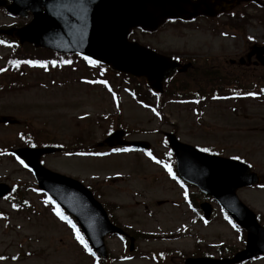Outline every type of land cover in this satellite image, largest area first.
<instances>
[{"label": "rangeland", "instance_id": "1", "mask_svg": "<svg viewBox=\"0 0 264 264\" xmlns=\"http://www.w3.org/2000/svg\"><path fill=\"white\" fill-rule=\"evenodd\" d=\"M245 7L241 30L213 29V22L198 19L166 22L152 33L136 30L133 38L163 53L214 65L208 72L201 65L196 67V78L190 81L195 89L199 81L225 76L229 59H235L250 43L247 36L264 44V12H257L255 6ZM225 19L218 18L219 23ZM24 21L0 12V25ZM6 51L0 45V65ZM21 51L27 57L51 56L31 46ZM25 71L26 89L16 87L11 74L0 78V114L8 113L19 121L0 124V181L16 186L13 195L0 199V257H4L0 264H96L76 238L75 227L57 215V208L37 188L31 171L7 154L9 148L24 146L28 140L24 136L39 145L65 146L64 151L43 156L42 163L89 186L111 219L133 236L129 250V241L109 235L105 244L110 258L104 264H183L186 256H219L224 250L243 247L244 236L218 206L213 204L211 219L205 222L184 203L181 187L161 164L166 155L162 136L164 131H174L184 142L207 146L224 156H240L264 175V98L238 101L237 110L231 109L232 101L212 102L200 111L191 104L168 102L155 115L136 104L124 88L130 87L129 82L112 72L103 71L106 83H91L90 71L80 60L54 67L47 63L25 67ZM82 76L88 78L87 83L80 81ZM180 80L183 84L188 81ZM114 127L124 128L126 139L149 142L153 158L142 151L102 157L66 153L96 149L97 142ZM237 194L264 224V186L241 188ZM195 197L200 198L198 194ZM160 200L163 203L157 204ZM244 264H264V256Z\"/></svg>", "mask_w": 264, "mask_h": 264}, {"label": "water", "instance_id": "2", "mask_svg": "<svg viewBox=\"0 0 264 264\" xmlns=\"http://www.w3.org/2000/svg\"><path fill=\"white\" fill-rule=\"evenodd\" d=\"M0 0V6L13 14L32 13V19L20 28L6 31L20 43L27 41L35 46H46L63 52H77L107 63L111 68L134 75H144L148 84L161 89L165 77L178 67L170 58L127 40L129 30L135 26L155 29L165 18L188 19L199 13L213 15L223 9L221 0ZM228 2L229 0H222ZM239 1V0H230ZM262 49H258V53ZM250 55V54H249ZM183 67L182 69H184ZM0 121L9 122L7 118ZM122 132L116 130L106 139L107 145L126 144ZM174 151L177 171L210 194L247 231L246 246L230 258L186 259V264H232L264 253V228L254 214L236 197L235 189L257 181V176L238 161L197 151L167 134ZM131 144L147 147L143 142ZM55 148H18L14 153L31 167L39 187L49 192L63 208L74 215L94 249L105 256L103 236L121 230L107 219L101 205L78 181L44 168L39 163L41 154ZM9 188L0 183V197ZM201 207L207 217L209 205Z\"/></svg>", "mask_w": 264, "mask_h": 264}, {"label": "snow or ice", "instance_id": "3", "mask_svg": "<svg viewBox=\"0 0 264 264\" xmlns=\"http://www.w3.org/2000/svg\"><path fill=\"white\" fill-rule=\"evenodd\" d=\"M249 39H252V37H249ZM0 43H5L4 41H0ZM86 59H89L90 63H96V61L91 60V58L86 57ZM67 63V61H65ZM17 64L19 63V61L16 62ZM25 63H29V64H42L43 62H39V61H25ZM55 63V62H53ZM0 71H3V69H0ZM247 95H255L254 93H248ZM116 151H120L119 149H116ZM203 151H208V149H203ZM21 163H23V161L21 160ZM25 167H27V165H25ZM169 172L171 173V169L169 168ZM13 207H16V205H13ZM57 215H59L61 217V219H67V217L63 216L62 213L59 212V210L57 209ZM74 227V226H73ZM76 238L80 241L81 244H83L85 246V248L88 251H91L90 248H88L87 242L84 240V238L79 234V232L77 231L76 234ZM4 259V257H0V260Z\"/></svg>", "mask_w": 264, "mask_h": 264}, {"label": "flooded vegetation", "instance_id": "4", "mask_svg": "<svg viewBox=\"0 0 264 264\" xmlns=\"http://www.w3.org/2000/svg\"><path fill=\"white\" fill-rule=\"evenodd\" d=\"M252 60H253V58L250 60V62L248 64L245 65V68H247V69H258V68H260V66H258L256 63H252ZM255 72H257V70ZM255 72H253V73H255Z\"/></svg>", "mask_w": 264, "mask_h": 264}]
</instances>
